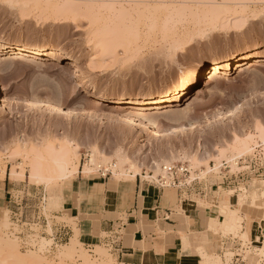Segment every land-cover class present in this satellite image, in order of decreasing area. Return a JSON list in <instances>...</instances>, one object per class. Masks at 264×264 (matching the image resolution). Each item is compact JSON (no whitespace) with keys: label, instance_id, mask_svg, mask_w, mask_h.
<instances>
[{"label":"rangeland","instance_id":"obj_1","mask_svg":"<svg viewBox=\"0 0 264 264\" xmlns=\"http://www.w3.org/2000/svg\"><path fill=\"white\" fill-rule=\"evenodd\" d=\"M192 1L7 0L13 5L9 7L0 0V41L38 47L60 60L28 61L0 51V86L9 102L7 108L0 105V181L9 169L15 184L37 190L51 232L53 217L62 210L50 208L48 198L59 195L69 182L49 188L36 184L32 167L50 165L57 154L69 150L72 165L84 171L96 150L103 162L97 161L101 165L93 167L91 178L127 182L138 177L161 189L178 190L184 196L181 212L190 205L204 214L238 197V207L232 209L245 217L242 232L213 229L230 243L221 256L198 250L202 264H232L236 255L244 264H264L259 250L264 210L258 209L255 222L241 213L239 204L245 189L264 191V63L248 72L237 65L211 86H201L195 102L169 106L162 115L137 110L148 98L178 93L198 70H210L231 54L264 52V0ZM214 7L225 14L221 22L215 20ZM129 101L135 103L133 109L120 108ZM190 103L195 110L188 113ZM131 111L153 132L132 126ZM191 124L196 129L183 128ZM121 160L126 161L123 170ZM258 205L264 206V199ZM6 215L8 229L3 226ZM5 216H0V239L11 240L24 257L30 259L33 252L44 264H118L102 245L86 249L79 233L74 237L76 253L70 256L63 245L43 238L39 227L28 234L27 224L15 223L8 211ZM56 220L76 228L68 217ZM255 231L257 237H252ZM184 241L191 248L190 240ZM0 264L18 262L6 256Z\"/></svg>","mask_w":264,"mask_h":264},{"label":"crops","instance_id":"obj_2","mask_svg":"<svg viewBox=\"0 0 264 264\" xmlns=\"http://www.w3.org/2000/svg\"><path fill=\"white\" fill-rule=\"evenodd\" d=\"M90 176L80 171L64 187L63 209L59 217H53L49 232L39 193L15 184L8 169L0 181V216L10 212L14 222L28 225V234L33 233V226L39 227L40 235L55 246L70 243L79 233L86 249L95 251L102 245L111 250L118 264H202L198 250L221 256L230 243L213 230L224 229L228 222L218 205L204 214L190 205L187 212H181L184 196L178 190L161 189L138 177L126 182ZM21 192L25 197L15 196ZM230 203L236 209L238 197H230ZM240 211L255 222L259 219L258 209L248 204ZM63 217L75 222L76 228L57 222ZM253 233L252 237H257L256 231ZM184 238L190 240L191 248H185Z\"/></svg>","mask_w":264,"mask_h":264},{"label":"bare ground","instance_id":"obj_3","mask_svg":"<svg viewBox=\"0 0 264 264\" xmlns=\"http://www.w3.org/2000/svg\"><path fill=\"white\" fill-rule=\"evenodd\" d=\"M215 9L216 8L214 7L213 8L214 12L212 11L214 13V15L217 16L215 20H218V22L219 21L221 22L222 17H225V14L223 16L222 13H219V10L217 12L218 8L216 9V11H215ZM222 11H224V10H222ZM209 12H210V10H209ZM223 13H225V11ZM214 15H212V16H214ZM213 25H215V24L213 23ZM0 51L9 52L12 55L25 57V58H27L28 61H36L37 59H42L44 62H48L50 64H58L60 62V60L58 58L53 56V53H46V51H44L38 47H26V46L19 45V44H8V43H4V42L0 41ZM263 63H264V52L259 50V49H257L254 53H250V54H247V52H238V53L231 54L225 59V61L223 63L215 66L214 68H212L210 70H205V69L198 70V72H196L194 74L193 80L189 84H187L178 93L171 94L169 92H166V93H162L160 95L148 98L146 105H144L142 107L141 106L137 107V110H139L141 112H150L153 115H162L169 106H176L178 104L183 103L184 101H192V103L195 102L197 100V97H195V96H197V94L199 93L201 86H203L204 84L206 85V87L211 86L216 81L221 80L223 77H225L229 73L233 72V70L235 69V67L237 65H239V67L241 68V72H248L251 69H253L256 66L261 65ZM198 83H199V87L197 86ZM192 103L188 104V106H187L188 113L195 110L194 105ZM42 104L43 103H41V105ZM132 104H135V103L133 101H129L127 104L122 105L123 107L120 106V108H122L123 110H125L127 108L133 109ZM0 105L3 108H7L9 105L8 99L6 96H4L3 91L1 89V86H0ZM26 105L28 107L33 106L35 108H38V106H40V103L26 102ZM36 105H37V107H36ZM43 106H45L49 110L56 111L58 114H61V115L64 114V116H65V114H67V116L70 115L69 113H65V111H62V109L60 107H56L54 105L44 103ZM128 117H129L128 121L132 126L138 127V129H140L144 133H152L153 132V128L150 126V124H148L145 121H142V119H139V116L136 112H134V111L128 112ZM68 119H71V118H68ZM183 128L187 129V130H194V129H196V125L191 124L188 126H184ZM169 133H173V131H170ZM67 151H68V153H66V154L59 153L60 154L59 156L57 154V157H54V160L52 163H51V160L49 161L50 162L49 164L53 165V167H49L50 165H47V163L46 164L40 163L41 165L36 164L32 167L30 175L33 178V180L36 182V184H42L43 183V184H46V186L49 188L52 183L62 182L64 184L66 182H70V179L74 175H77L80 173L79 167L72 165L73 161L71 162V160H73V159H71L72 156L70 153L72 151H70V152H69V150H67ZM97 161L103 162L101 154L95 150L94 153L92 154L90 166H87V168L83 171L86 176H90L93 167H96L97 165L98 166L101 165V164L99 165V163L97 164ZM124 162H126V161L121 160V163H120L121 168L119 166H116V168H120L119 170H121L122 164ZM54 166H57V167L54 168ZM157 167L160 168L158 165H157ZM53 168H54V170H53ZM23 174H21V175L24 176ZM5 177H6V171L2 175V180L5 179ZM24 178L25 177H22V180ZM12 179H14V177ZM30 180H31V182L33 181L32 179H30ZM261 186H264V184ZM261 189H263V188L261 187ZM261 189L260 190H250V191L245 189L243 196H241L239 199L240 206H244V205L248 204L253 208H256V209L261 208L262 210H264V206L258 205V201H262V199H264V191H261ZM230 193H231V191H230ZM232 193H233V191H232ZM48 200H50V204H49L50 208L62 209L63 204H64L63 191L59 195L50 196V199L48 198ZM219 208H220L222 213L229 216L227 218L228 222H227L226 226L224 227V229H222L223 231H225L224 234L225 233L228 234L230 232L235 233V232L241 231L243 228V222L242 221L245 219V217H243L242 215L239 214V210L232 209L231 203H223L222 205L219 206ZM262 217H264V214ZM4 221H5V223L3 224V226H4V228L8 229L10 223H9V218L7 217V215L5 216ZM243 236L245 238H249V235H247L246 233H244ZM10 242H11V240L7 241V239L6 240H4L3 238L0 239V259L2 257L7 256V257H10V258H13L14 260H16L18 262V264H42L44 262V259H42L39 255L38 256L34 255L35 253L33 254V252H31L28 256V257H30V259L27 258L26 256L25 257L22 256V254H20V252L18 251V248H15V244H13L12 242H11L12 243L11 244ZM77 244H78L77 240L73 238L70 241V243H68L66 245L64 244L63 248L66 250V252L68 254H70V256H72L73 254L76 253V252L74 253V251L76 250ZM185 248L188 249V247H185ZM259 250H260V252L263 253L261 255H264V242H263V246L260 247ZM63 254L61 256H64ZM65 256H67V254ZM67 257H69V255ZM214 259L212 258V260H214ZM208 262H210V259L208 260ZM211 262H213L214 264H218L219 261H215V262L211 261Z\"/></svg>","mask_w":264,"mask_h":264},{"label":"built area","instance_id":"obj_4","mask_svg":"<svg viewBox=\"0 0 264 264\" xmlns=\"http://www.w3.org/2000/svg\"><path fill=\"white\" fill-rule=\"evenodd\" d=\"M169 171H172V169H170ZM15 223L23 224L21 220L20 222H15ZM237 250H239V248ZM234 258L235 260L232 264H244V260L242 259L240 255H236Z\"/></svg>","mask_w":264,"mask_h":264},{"label":"snow or ice","instance_id":"obj_5","mask_svg":"<svg viewBox=\"0 0 264 264\" xmlns=\"http://www.w3.org/2000/svg\"><path fill=\"white\" fill-rule=\"evenodd\" d=\"M5 2L7 3V0H5ZM7 6L11 7L13 5H11L10 3H7Z\"/></svg>","mask_w":264,"mask_h":264}]
</instances>
